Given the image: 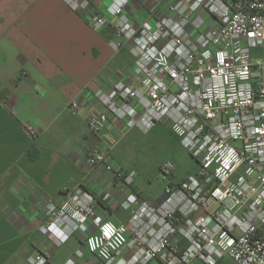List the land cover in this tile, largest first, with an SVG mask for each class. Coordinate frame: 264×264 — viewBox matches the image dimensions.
Returning <instances> with one entry per match:
<instances>
[{
    "label": "built area",
    "instance_id": "obj_1",
    "mask_svg": "<svg viewBox=\"0 0 264 264\" xmlns=\"http://www.w3.org/2000/svg\"><path fill=\"white\" fill-rule=\"evenodd\" d=\"M65 1L94 30L113 29L116 53L130 44L133 64L122 77L102 72L69 103L73 113L88 105L93 133L111 128L89 164L107 185L123 182L120 206L129 217L109 220L86 186L67 188L61 201L46 203L44 247L30 262L48 264L79 234L101 264H264V0H151L160 14L141 22L127 13L130 0H110L105 10ZM160 122L199 168L177 179L175 162L166 160V183L152 203L135 191L137 172L113 149L129 131ZM83 256L79 249L65 264Z\"/></svg>",
    "mask_w": 264,
    "mask_h": 264
},
{
    "label": "crops",
    "instance_id": "obj_2",
    "mask_svg": "<svg viewBox=\"0 0 264 264\" xmlns=\"http://www.w3.org/2000/svg\"><path fill=\"white\" fill-rule=\"evenodd\" d=\"M91 1L98 10L110 2ZM126 11L141 22L150 13L160 14V7L151 0H130ZM114 38L113 29L94 30L65 0H0V264H32L29 258L44 247L40 227L46 203L61 201L67 188L86 186L109 220L128 219L120 206L123 182L107 185L104 174L89 164L93 149L110 141L111 128L97 135L87 123L88 105L76 113L69 108L95 76L120 78L132 66L130 44L116 53L110 45ZM32 145L38 148L35 158L28 153ZM62 245L49 264H65L79 249L84 256L78 264L102 263L79 234Z\"/></svg>",
    "mask_w": 264,
    "mask_h": 264
},
{
    "label": "rangeland",
    "instance_id": "obj_3",
    "mask_svg": "<svg viewBox=\"0 0 264 264\" xmlns=\"http://www.w3.org/2000/svg\"><path fill=\"white\" fill-rule=\"evenodd\" d=\"M113 155L125 169L137 172L134 186L142 191L143 196L149 197L152 203H157L166 183L160 173V167L166 160L175 162L178 178L194 173L199 168L197 160L183 147L178 137L161 122L148 132L137 128L131 130L114 147ZM62 246L64 245L58 249ZM68 246L69 244H66L61 248L60 254L68 249ZM221 264L231 262L227 258Z\"/></svg>",
    "mask_w": 264,
    "mask_h": 264
},
{
    "label": "trees",
    "instance_id": "obj_4",
    "mask_svg": "<svg viewBox=\"0 0 264 264\" xmlns=\"http://www.w3.org/2000/svg\"><path fill=\"white\" fill-rule=\"evenodd\" d=\"M35 150L38 151V148H36L35 145H32V146L28 149V153H29L33 158L36 157V155H33V151H35ZM48 264H49V262H48Z\"/></svg>",
    "mask_w": 264,
    "mask_h": 264
},
{
    "label": "water",
    "instance_id": "obj_5",
    "mask_svg": "<svg viewBox=\"0 0 264 264\" xmlns=\"http://www.w3.org/2000/svg\"><path fill=\"white\" fill-rule=\"evenodd\" d=\"M149 264H160L158 260H152Z\"/></svg>",
    "mask_w": 264,
    "mask_h": 264
},
{
    "label": "snow or ice",
    "instance_id": "obj_6",
    "mask_svg": "<svg viewBox=\"0 0 264 264\" xmlns=\"http://www.w3.org/2000/svg\"><path fill=\"white\" fill-rule=\"evenodd\" d=\"M111 229H107L105 230V234H107Z\"/></svg>",
    "mask_w": 264,
    "mask_h": 264
}]
</instances>
